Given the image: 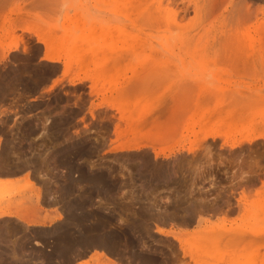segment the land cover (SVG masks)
Masks as SVG:
<instances>
[{
	"label": "rangeland",
	"instance_id": "obj_1",
	"mask_svg": "<svg viewBox=\"0 0 264 264\" xmlns=\"http://www.w3.org/2000/svg\"><path fill=\"white\" fill-rule=\"evenodd\" d=\"M35 1L0 0V264H264V0Z\"/></svg>",
	"mask_w": 264,
	"mask_h": 264
},
{
	"label": "bare ground",
	"instance_id": "obj_2",
	"mask_svg": "<svg viewBox=\"0 0 264 264\" xmlns=\"http://www.w3.org/2000/svg\"><path fill=\"white\" fill-rule=\"evenodd\" d=\"M33 2H34V0H32ZM42 1H44L47 5H49L50 4V0H48V2H47V0H42ZM32 2V3H33ZM35 2H37V0L35 1ZM43 2V3H44ZM45 3H44V5H45ZM49 3V4H48ZM31 4V3H30ZM35 4V3H34ZM34 4L33 5H31V6H33L34 7ZM37 4V3H36ZM35 4V5H36ZM124 6H125V4H124ZM32 7V8H33ZM49 7V6H48ZM132 20H133V18H132ZM127 21V20H126ZM135 22V21H134ZM137 23V22H136ZM120 24V23H119ZM125 24V23H124ZM124 26H126V25H124ZM124 29H125V27H124ZM129 30V29H128ZM151 31V30H150ZM149 31V32H150ZM148 32V31H147ZM152 32V31H151ZM150 32V33H151ZM38 43L39 44H41L44 48V52L46 51V53H45V60H47V61H49V62H59L60 61V58H58V57H54V56H52L49 52H48V50H49V48H50V45H49V42H47V41H45L44 39H42V38H39L38 37ZM157 44V43H156ZM159 45V44H158ZM8 48V50L10 51V50H16V46H13V47H7ZM47 53H49V54H47ZM247 137V136H246ZM257 137V136H256ZM255 136H253V137H247V138H244L245 139V142H247V143H252L253 141H255L257 138H256ZM5 138V137H4ZM259 138V137H258ZM243 139V140H244ZM5 141V140H4ZM234 143V145H232L233 147L234 146H240V142H233ZM5 147H3L0 151V153H1V155H0V178H9V177H15V176H17V175H21L22 173H24V171H26L30 166H28V165H21V166H11L10 164H9V161H7V160H5L6 158H4V157H6L7 155H5V156H3L4 155V152H5V149H4ZM9 155V154H8ZM157 155V154H156ZM185 164V163H184ZM188 166H189V164H187ZM185 166H186V164H185ZM195 166H197V165H195ZM190 167V166H189ZM186 168V167H185ZM200 169H202V168H200ZM199 170V169H198ZM191 171V170H190ZM194 171H195V168H194ZM197 171V170H196ZM200 171H202V170H200ZM39 172V171H38ZM186 173V172H185ZM193 172H190L189 174H192ZM38 175H39V173H37ZM188 174V173H187ZM197 174H199L200 176H202V173H200L199 171L197 172ZM35 175V174H34ZM195 175V174H194ZM203 177V176H202ZM41 178L43 179V176H41ZM247 178V177H246ZM45 181V180H44ZM43 181V183H45ZM254 181H256V180H254V179H248L247 180V182L248 183H253ZM10 183H12V182H9V186H10ZM14 183V182H13ZM247 183V184H248ZM6 184V183H5ZM184 184H185V182H184ZM254 184V183H253ZM8 185V184H7ZM6 185V186H7ZM186 185V184H185ZM5 187V186H4ZM6 188V187H5ZM262 188H264V184H262ZM186 189H187V187H186ZM261 189V188H260ZM190 190V189H189ZM191 191V190H190ZM262 191H264L263 189H262ZM4 199V198H3ZM185 200V199H184ZM226 202V201H225ZM238 203H239V201H238ZM226 206H229V205H227L226 204ZM236 207H240V205H238V206H236ZM228 208V207H227ZM226 208V209H227ZM229 208H230V206H229ZM209 210H211V208L210 207H208V206H206V205H203L202 204V202L201 203H194V205L193 206H191L190 208H189V213H190V215L191 216H193V218H194V215H196L197 213L199 214V213H201V212H206V211H209ZM230 210V209H229ZM238 210H240V209H238ZM219 211V210H218ZM196 213V214H195ZM231 213V212H230ZM189 215V216H190ZM0 216H1V214H0ZM59 221V220H58ZM25 223V222H24ZM187 223V222H186ZM188 223H191V222H188ZM26 224H27V226L29 225V226H32V225H34L35 224V222H32V221H26ZM58 225H59V223H58ZM48 230V231H47ZM65 230V227H62V228H60L58 231H60V232H63ZM51 231V229L50 228H48V229H46V232H50ZM27 234V233H26ZM156 234H159V235H163V236H172L177 242H178V245H179V247H180V250H182L184 253L187 251V245H188V243L186 242V240L183 238V236L182 235H178V234H176V233H173L172 231L171 232H166V231H164V230H157L156 231ZM223 234H225V236H226V239H232L233 237H235V235L236 234H234V233H232V232H230V231H224L223 232ZM251 238H252V240H255L257 237H260V236H256V235H253V236H250ZM30 241V240H29ZM192 251V250H191ZM193 253V252H192ZM190 257H192L193 258V256H190ZM194 259V258H193Z\"/></svg>",
	"mask_w": 264,
	"mask_h": 264
},
{
	"label": "crops",
	"instance_id": "obj_3",
	"mask_svg": "<svg viewBox=\"0 0 264 264\" xmlns=\"http://www.w3.org/2000/svg\"><path fill=\"white\" fill-rule=\"evenodd\" d=\"M7 140L6 138H4L3 136H0V150L5 146V141ZM151 153L153 154V156L155 157V153L153 151H151ZM18 178H0V181L1 182H6V181H14V180H17ZM13 214H3L0 216V219L1 218H10V219H15V220H18L19 219V215L17 213V209H12L10 210ZM50 216H51V213H50ZM55 225H57L58 223H54ZM47 228H50L51 229V226L47 227Z\"/></svg>",
	"mask_w": 264,
	"mask_h": 264
},
{
	"label": "water",
	"instance_id": "obj_4",
	"mask_svg": "<svg viewBox=\"0 0 264 264\" xmlns=\"http://www.w3.org/2000/svg\"><path fill=\"white\" fill-rule=\"evenodd\" d=\"M33 233H34L33 230H30V231H29V235H30V236H32Z\"/></svg>",
	"mask_w": 264,
	"mask_h": 264
}]
</instances>
